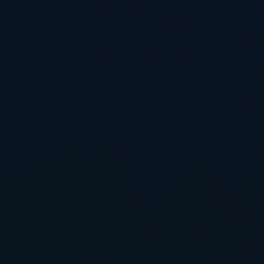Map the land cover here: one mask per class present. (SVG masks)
<instances>
[{
    "label": "water",
    "instance_id": "water-1",
    "mask_svg": "<svg viewBox=\"0 0 264 264\" xmlns=\"http://www.w3.org/2000/svg\"><path fill=\"white\" fill-rule=\"evenodd\" d=\"M0 264H264V0H0Z\"/></svg>",
    "mask_w": 264,
    "mask_h": 264
}]
</instances>
